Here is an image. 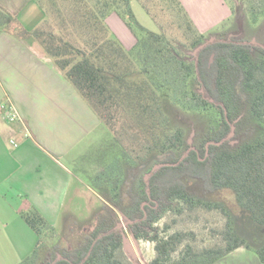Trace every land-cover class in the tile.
I'll return each instance as SVG.
<instances>
[{"label":"trees","instance_id":"obj_1","mask_svg":"<svg viewBox=\"0 0 264 264\" xmlns=\"http://www.w3.org/2000/svg\"><path fill=\"white\" fill-rule=\"evenodd\" d=\"M138 1L159 32L137 23L130 0H36L44 18L34 30L25 29L15 15L0 6V33L34 40L112 136L113 162L94 176L97 183L116 169L121 173L123 165L135 169L133 178L150 162L161 165L147 171V181L139 180L136 194L127 187L130 180L123 182L129 203L135 205L128 226L132 237L147 238L151 224L175 201L188 208L221 209L228 218L224 247L194 251L186 246L177 259L172 254L183 234L152 235L156 255L150 264H213L238 248L252 251L264 264V247L249 244L233 227L222 203L210 198L230 191L237 205L264 232V126L251 141L232 147L229 140L234 132L233 111L242 91L249 94L251 115L264 125V48L222 40L203 44L204 35L194 27L179 0ZM245 1L255 21L254 5L264 9V0ZM113 13L135 32L136 42L130 50L106 25V18ZM177 43L190 51L198 49L195 58L186 59ZM232 73L238 74V79ZM165 92L173 98L182 92L183 98L191 101L190 106L182 101L184 109L217 110L218 124L203 136L199 147L187 146L183 129L172 126L163 110ZM103 152L97 155L98 160L104 157ZM20 217L38 239L31 254L19 264H95L109 245L116 248L114 232L105 227L76 249L62 251L60 259L51 250L42 259L45 242L55 237L54 228L33 207L20 212Z\"/></svg>","mask_w":264,"mask_h":264},{"label":"crops","instance_id":"obj_2","mask_svg":"<svg viewBox=\"0 0 264 264\" xmlns=\"http://www.w3.org/2000/svg\"><path fill=\"white\" fill-rule=\"evenodd\" d=\"M179 2L204 36L222 28L232 16L224 0ZM0 6L29 31L44 18L36 0H0ZM105 22L111 33H115L112 26L120 23L114 13ZM130 47L124 46L126 50ZM2 104L12 105L18 120L8 123L0 109V226L5 229L4 247L15 243L10 250L19 264L31 254L38 239L20 212L33 207L54 227L52 218L56 219L67 203L78 205L86 185L79 176L96 180L89 176L94 163L87 169H75L73 165L83 152H72L102 123L34 40L9 33H0ZM13 139L18 142L16 147ZM104 205L112 209L108 203ZM7 227L11 229L7 231ZM248 252L238 248L213 264H261Z\"/></svg>","mask_w":264,"mask_h":264},{"label":"rangeland","instance_id":"obj_3","mask_svg":"<svg viewBox=\"0 0 264 264\" xmlns=\"http://www.w3.org/2000/svg\"><path fill=\"white\" fill-rule=\"evenodd\" d=\"M224 1L230 8L232 16L228 21L224 22L222 28L205 35L203 44L222 40L259 45L264 48V9H259L257 3L254 5L253 12L256 20L253 21L252 12L250 11L251 7L247 1ZM130 7L139 25L146 30L159 32L158 26L144 11L138 0H130ZM117 19L120 22L118 23L119 27L112 26L115 33L112 32L111 34L123 46L130 47L132 45L133 47L136 42L135 32L128 26L126 20L119 16H117ZM174 21H176V18ZM173 34L176 35L175 32ZM177 44L186 59L192 60L195 58L197 49L190 51L179 43ZM256 57H258V54H254V58ZM232 77L236 80L238 79V74L232 73ZM189 88L190 90L193 88L192 84ZM198 93L201 92L198 91ZM181 94L177 98H173L170 93H163V110L173 127L183 129L185 144L189 147H199L203 136L218 124L217 110L214 108L206 110L184 109L182 101H185L186 106H190L191 101L184 99ZM240 95L236 100L233 111L234 132L229 136L232 147L256 138L261 134L264 126L251 115L249 94L242 91V96ZM13 143L17 144L18 142L14 140ZM110 145L113 146L112 136L109 135L105 126L101 124L98 129L92 131L86 137L85 141L76 148V151L72 152V154H76L78 151L83 152L82 157L73 166H75V169H87L93 162L94 170L90 172L89 176H99L113 162V148ZM102 149H104V157L102 160H98L97 155ZM69 166L71 165L69 164ZM156 166L158 165L155 162L148 163L141 171H136L133 178L135 169L123 165L121 173L117 169L113 173H107V181H105L106 177H103L104 182L102 179L99 180V183L79 176L86 184L81 190V200L78 205L67 203L66 208L60 211V215L56 219L52 218V222H56L53 227L55 237L53 240L45 242V250L41 253V258L43 259L44 254L51 250L54 256L60 259L62 251L76 249L86 238H92L94 232L105 227H110L111 231L114 232L113 241L116 244V248L112 250V246L109 245L108 252L102 251L95 264H150L156 255L154 251L155 243L150 240V237L154 234L159 237L168 236L176 232L183 234L182 243L178 246L177 251L172 254L173 259L180 257L186 246H190L194 251L224 247L223 236L227 228L228 218L222 210L206 209L198 206L188 208L179 201H175L171 207L160 213L159 219L151 224L147 238L136 239L131 236L128 226L132 224L130 214H133L135 205L129 203V197L124 193L126 186L123 185V182L124 180H130L131 182L127 187L132 193L136 194L139 189V180L147 181V171L149 169L153 170ZM115 194L120 196L115 197ZM210 198L213 201L222 203V208L232 218L233 227L249 244L255 248L264 247V232L237 205L230 191L223 190ZM105 202H108L112 209L105 208ZM69 205L77 206V208L67 209ZM89 206L96 207L97 210H90ZM10 229L11 227L6 228L7 231ZM4 230V227L0 226V264H16V259L12 258L13 251L10 250L12 249L10 245H15V243H8L6 248L4 247V242H2V232ZM101 237L102 235L100 234L98 239ZM1 247H3L4 251L6 249V251L3 252ZM248 253L252 259L254 257L256 261H259L252 251ZM42 259L39 261L41 262Z\"/></svg>","mask_w":264,"mask_h":264},{"label":"built area","instance_id":"obj_4","mask_svg":"<svg viewBox=\"0 0 264 264\" xmlns=\"http://www.w3.org/2000/svg\"><path fill=\"white\" fill-rule=\"evenodd\" d=\"M0 109L3 112L4 118L8 123H12L18 120V114L12 105L2 104L0 106ZM11 143L16 147V144H14L13 142Z\"/></svg>","mask_w":264,"mask_h":264},{"label":"water","instance_id":"obj_5","mask_svg":"<svg viewBox=\"0 0 264 264\" xmlns=\"http://www.w3.org/2000/svg\"><path fill=\"white\" fill-rule=\"evenodd\" d=\"M203 46H204V45L200 46L199 48H202ZM197 50H198V49H197ZM197 50H196V51H197ZM160 166H161V165L156 166V167L152 170V172L155 171V170H157Z\"/></svg>","mask_w":264,"mask_h":264},{"label":"flooded vegetation","instance_id":"obj_6","mask_svg":"<svg viewBox=\"0 0 264 264\" xmlns=\"http://www.w3.org/2000/svg\"><path fill=\"white\" fill-rule=\"evenodd\" d=\"M132 236V235H131Z\"/></svg>","mask_w":264,"mask_h":264}]
</instances>
